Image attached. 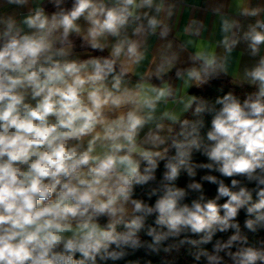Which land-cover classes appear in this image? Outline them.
Listing matches in <instances>:
<instances>
[{"label": "clouds", "instance_id": "clouds-1", "mask_svg": "<svg viewBox=\"0 0 264 264\" xmlns=\"http://www.w3.org/2000/svg\"><path fill=\"white\" fill-rule=\"evenodd\" d=\"M61 2L55 0L58 10L50 14L36 7L19 23L0 17V264L120 260L144 246L139 233L154 213L155 225L163 230L148 228L153 251L182 234L199 239L184 235L179 245L196 246L231 229L233 234L217 240L211 253L200 249L194 258L224 264L219 253L225 252L231 264H264V247L248 245L236 219L244 209L245 228H264V19L237 35L239 21L221 18L224 59L241 41L250 56H259L244 70V82L257 91L243 101L228 92L216 99L220 107L215 109L187 93L177 100L164 80L179 58L169 51L170 42L153 70L131 79L132 68L145 60L146 37H168L175 4L73 0L70 8H62ZM8 3L25 6L28 0ZM261 11L243 8L240 14L256 17ZM73 37L80 48L108 54L79 56ZM190 60L192 66L176 71L185 87L208 83L224 67L215 52L198 51ZM170 101L182 106L179 111L159 110ZM193 105L196 117L212 113L205 135L202 118L181 120ZM170 148L174 155H168ZM193 150L210 162L193 163ZM165 160L167 183L147 193L149 199L157 197L155 202L134 198L135 188L154 181ZM197 168L232 179L226 184L215 175L203 176L217 185L211 199L194 179L187 188L176 186L182 170L194 178ZM189 191L200 195L186 203ZM121 224L124 231L117 230Z\"/></svg>", "mask_w": 264, "mask_h": 264}, {"label": "crops", "instance_id": "crops-1", "mask_svg": "<svg viewBox=\"0 0 264 264\" xmlns=\"http://www.w3.org/2000/svg\"><path fill=\"white\" fill-rule=\"evenodd\" d=\"M53 1L55 0H28L27 5L18 6L9 4L8 0H0V17L12 16L19 23L36 7H43L45 12L50 14L53 11L47 9L45 4ZM165 3L175 4L173 15L167 20L170 27L169 35L166 39H161L158 33L146 37V43L142 46L145 50V60L141 65L132 68L130 74L133 82L139 75L155 68V63L159 62L161 52L170 42L172 47L169 51L177 53L179 58L175 67L164 77V80L173 86L177 100L185 93L192 95L190 92L192 88L202 89L208 84L197 87L195 83H191L185 87L184 80L176 77L178 69L192 66L190 57L198 51L215 52L224 65L223 69L218 71L226 74L235 83L251 85L244 82V70L251 68L258 61L259 56H250L247 44L241 41L232 53L227 55V59H224L225 51L223 47L219 46V41L222 38L221 18L226 17L239 21L241 27L234 31L237 32V35H242L244 31L248 30L249 24L255 23L257 19H264V11H261L256 17H246L240 14L241 10L255 7L264 9V0H165ZM81 23L83 24V21ZM129 35H131V29H129ZM76 54L81 56L78 52ZM260 55L264 56V45L261 46ZM152 82L159 83L154 77ZM165 107L175 108L179 111L182 106L170 101L167 106L161 104L159 110L162 111Z\"/></svg>", "mask_w": 264, "mask_h": 264}, {"label": "trees", "instance_id": "trees-1", "mask_svg": "<svg viewBox=\"0 0 264 264\" xmlns=\"http://www.w3.org/2000/svg\"><path fill=\"white\" fill-rule=\"evenodd\" d=\"M73 0H62L60 7L62 8H70L72 6ZM45 7L51 11L58 10L55 6V1L53 2H47L45 4ZM73 39L76 41L77 44V52L81 54V56H87V55H107V51L104 53L100 52H92L89 49L86 48H80V41L78 38L73 37ZM131 75V74H130ZM132 77V76H131ZM257 91L256 86L242 84V83H235L231 80L230 77H228L226 74L222 73L221 71H218L217 75L210 79L208 81V84L202 88H192L191 94L195 95L199 98V100H203L207 103L209 108H215L218 109L220 105H217L215 103L216 99L218 97H222L228 92H232L236 97H238L241 101L245 99L249 94L255 93ZM198 100V102H199ZM195 105H193L192 109H189L184 116L181 118V120L188 119V120H196L202 118L204 120V128L201 130V134L205 135L207 130L211 127V119H212V113L205 112L202 114V117H196L193 115ZM175 132L179 131V125L174 126ZM175 132L173 134H175ZM170 143V142H169ZM175 150L169 149L168 155H174ZM192 162L195 164H201V163H209L210 161L207 160V158L201 154V152H198L196 150H193L192 153ZM165 161L159 162V168L156 171V179L154 181H150L148 185H145L143 187L137 186L135 188V194L134 198L143 199L146 203L153 204L157 197L153 196L151 199L148 198L147 193L152 188H159L163 183H167L163 180V174L166 171L164 164ZM143 169V165H142ZM205 175H215L218 179H223L226 184H230V180L232 178L222 177L218 172L210 171L207 169L197 168L196 169V176L194 178H191L187 175L186 171H181V174L177 181H175L176 186L187 188V185L193 181V179L196 182H199L203 185V194L206 199H211L216 196L217 193V185L209 183L207 181L202 180V177ZM237 179H241L242 183L246 184L250 189L255 188V184L251 183L249 184L247 181H244L241 177H233ZM200 193L189 191V194L185 200L186 203H190L193 199H196ZM224 199L221 198L219 203H223ZM253 200H256L255 192H253ZM248 217L245 214V210L241 209L238 216L237 221L240 225L241 235L246 236L248 239V245L254 246V247H264V228H258L256 232H251L244 226V222ZM149 227H157V231H162L163 229H160L158 226L155 225V213L149 217L146 218L145 226L140 231L139 237L144 245L143 247L132 251L128 250V254L120 259V260H105L101 261L99 258L97 259V264H188L187 262L183 261L180 255L175 253V247H173L170 251L166 252L164 249L168 247L169 245H179V240L184 239V235H187L189 239L192 240H198V235H192L190 233L188 234H182L179 238H169L167 241L162 242L161 245L158 246L157 251L151 250L148 245L152 244V237L147 235V231ZM118 231H124L123 224L117 226ZM234 230H229L225 233H217L214 237L211 243L209 244H200L196 245L197 247H200L201 249L207 250L208 252H212L213 245L216 243L217 240L226 241L228 237L233 234ZM184 245H191V244H184ZM239 244L234 245L232 248V251H235L237 247H239ZM115 246H113L114 248ZM220 256L224 257V264H231L230 259L225 255V252L219 253ZM199 264H208L205 257H203Z\"/></svg>", "mask_w": 264, "mask_h": 264}, {"label": "rangeland", "instance_id": "rangeland-1", "mask_svg": "<svg viewBox=\"0 0 264 264\" xmlns=\"http://www.w3.org/2000/svg\"><path fill=\"white\" fill-rule=\"evenodd\" d=\"M200 249V247L194 245H179L178 247H175V253L180 255L182 260L188 264H199V261L203 258V256L200 258V260H196L194 258V254Z\"/></svg>", "mask_w": 264, "mask_h": 264}]
</instances>
